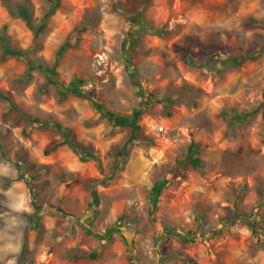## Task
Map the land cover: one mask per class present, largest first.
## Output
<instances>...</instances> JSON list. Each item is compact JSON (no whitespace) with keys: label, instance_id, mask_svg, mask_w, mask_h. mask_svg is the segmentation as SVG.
<instances>
[{"label":"rangeland","instance_id":"1","mask_svg":"<svg viewBox=\"0 0 264 264\" xmlns=\"http://www.w3.org/2000/svg\"><path fill=\"white\" fill-rule=\"evenodd\" d=\"M7 2L45 27L33 39L0 0V32L58 76L38 68L26 76L23 58L0 59V264H264V24L252 22L264 19V0ZM225 53L246 59L219 69ZM208 59L211 68L198 67ZM74 77L122 115L139 103L135 81L152 93L125 156L116 152L128 126H113L86 97L59 93ZM232 108L250 114L233 123L222 115ZM26 115L67 126L100 162L67 144L47 153L60 133ZM192 141L202 170L180 161ZM162 178L153 221L148 192ZM253 212L254 230L241 219Z\"/></svg>","mask_w":264,"mask_h":264},{"label":"trees","instance_id":"2","mask_svg":"<svg viewBox=\"0 0 264 264\" xmlns=\"http://www.w3.org/2000/svg\"><path fill=\"white\" fill-rule=\"evenodd\" d=\"M4 3H6V6L8 7L9 11L11 14H16L17 16L21 17L25 23L27 24V26L32 30L33 32V39H37L39 33L44 29L45 27V19H43V22H41L39 25H33L32 23V19H31V15L29 12V8L26 6H20L17 9V12L11 7L10 3L7 2V0H2ZM54 2V7L56 8L59 4L60 0H52ZM8 3V4H7ZM54 8V9H55ZM54 9H50L47 12V15H50ZM252 22L255 23H261L264 24V19L263 20H256V19H252ZM80 26L79 25H75L71 30L70 33L68 34L69 36L63 40V42L59 45L58 49L56 50V58H59L70 46L71 43V37L73 35H77L78 34V30H79ZM143 28H147V26L145 25ZM142 29V28H141ZM149 33H157L160 32L159 29H154V28H149ZM76 37V36H74ZM0 46L2 49V53L0 55V59H3L5 57L8 56H16L18 58H23L24 60H26V63L28 64V69L25 72L26 76L30 75V71L31 69H35L38 68L39 70H42L43 72H45V74L47 76H51V77H55L58 76V73L56 72V68L55 65L51 66H46L44 64H38L36 62H34L31 58L27 57L28 55V49H22V48H17V47H13L10 45L9 40L6 36V34L4 32H0ZM186 59L189 63L192 64L191 62V56L189 54H186ZM246 59V57L241 56V55H236V56H232L230 54H224V58L221 60L220 62V66L218 67L219 69L222 68L223 66L229 64L232 66H239L244 60ZM212 59H208L205 63H202L200 65H198V67H207V68H211L212 66ZM211 62V63H210ZM210 63V64H209ZM56 83L58 82V85H61L62 83L60 81H58L57 79L55 80ZM86 81L85 79H83L82 77H74L67 86L63 87V91L59 92L60 94H67V93H71L74 95H78V96H83L86 97L87 99H89L91 101V103L94 105V107L97 109V111H99V113L101 114V116H104L105 118L108 119V121L113 125V126H117V125H122V126H128L130 128V134L128 136V138L125 140V142L123 143V145L121 146V148L116 152L117 157L118 156H125L127 153V147L128 144L130 142H132L138 135L140 129H141V125L139 124V118L141 116V114L144 112L146 104L150 101V97L152 96V93H146V90L144 87H142V85L138 82L135 81V85L137 87L136 89V94L139 96L140 100L137 106H135L132 111L129 114H118L114 111H111L109 109H106L104 107V105L98 101L95 96H93L90 92H87L86 89H84L82 86L85 85ZM0 95H2V92H0ZM156 100H159L158 98H156ZM162 101H169L172 102L171 97L166 96L163 99H160ZM260 106H262L264 108V99L260 102ZM230 117H232L233 123L238 122L241 119L247 118V116L250 113H247V111L245 112H240L237 111L236 109L232 108L231 111H222V115H229ZM30 123H34V122H41L44 121V123L47 126H50L51 128L56 129L61 137L53 142H51V144L49 146H47L46 148V152L49 153L50 151L55 150L57 147L63 145V144H67L68 146H70L76 153L79 154V158L82 160H85L87 158H95L96 154L95 152H93L91 150V147L89 146H83L78 144L77 142H75L73 140V138L75 137V134L73 132V130H71L70 128H68L67 126H63L60 122L56 121V120H41L39 118H28ZM29 130L24 131L25 133H27ZM199 145L196 142H191L189 147H188V151L187 154L185 156V158L183 160H180L183 163H188L190 165H192L194 168L200 169L202 170V165L203 162L200 159L198 153H199ZM116 157L115 161L112 164V167L114 169L119 167V162H118V158ZM95 159L98 158L96 157ZM100 162V161H98ZM112 175L110 176H105L104 178H102L100 180V183L102 185H106L108 184L109 181L112 180ZM167 178H162V179H158L155 180L152 184V186L149 189L148 192V198H149V202L151 204V208L149 209L148 213L150 215V218L154 221V217H153V212L156 210L157 208V202H158V198L159 195L161 193V190L164 188L166 182H167ZM92 194H93V201L95 204H97L99 201L96 198V190H92ZM256 214V212L250 213V214H242L241 215V219L243 221H248L249 223H251L252 226V230H254V220L255 218L257 219L259 215H254ZM33 215V214H32ZM249 215H252L254 217H252L250 219ZM125 218V215H119L117 218V221L123 222ZM253 219V220H252ZM239 220L238 216L232 219V222H235ZM88 255H90L91 257L96 256L95 252H90Z\"/></svg>","mask_w":264,"mask_h":264}]
</instances>
